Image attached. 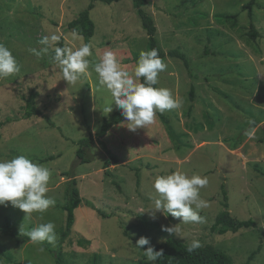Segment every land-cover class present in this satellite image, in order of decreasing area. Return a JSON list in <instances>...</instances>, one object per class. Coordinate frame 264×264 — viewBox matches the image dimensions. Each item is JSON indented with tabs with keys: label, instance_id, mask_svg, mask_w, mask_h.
I'll return each instance as SVG.
<instances>
[{
	"label": "rangeland",
	"instance_id": "1",
	"mask_svg": "<svg viewBox=\"0 0 264 264\" xmlns=\"http://www.w3.org/2000/svg\"><path fill=\"white\" fill-rule=\"evenodd\" d=\"M247 1H145L160 48L188 66L166 56L150 110L102 138L115 163L95 135L139 88L147 35L131 1L0 0V224L9 218L16 230L0 231V264H55V252L68 264L94 255L97 264H154L151 245L168 238L210 244L233 264L259 247L251 264H264V0L251 18ZM89 4L86 43L66 25ZM219 13L235 15V27L218 23ZM59 37L66 57L55 63ZM31 93L39 113L24 118ZM90 133L89 161L80 162L78 141ZM71 167L82 202L60 243ZM222 184L230 216L253 219L254 229L210 231Z\"/></svg>",
	"mask_w": 264,
	"mask_h": 264
},
{
	"label": "trees",
	"instance_id": "2",
	"mask_svg": "<svg viewBox=\"0 0 264 264\" xmlns=\"http://www.w3.org/2000/svg\"><path fill=\"white\" fill-rule=\"evenodd\" d=\"M103 3L110 4L112 2H118L122 0H100ZM135 12L140 20L141 28L145 31L147 35L146 48L147 51L143 56L137 55L136 59L145 60L144 66L141 68L139 75V88L136 93L135 102L131 108L117 111L109 115L107 118L103 119L100 125V129L95 135L96 141H98L109 157L115 162L118 159L105 147L102 142V138L107 134L110 128L124 120L132 119L137 115H143L150 110L148 98L155 91L156 82L153 78V72L155 68L164 61L166 56L178 57L183 60L186 66H188V61L186 57L176 51L171 50L168 53H164L160 48L159 43L156 39V26L153 19L148 15L143 9L142 5L146 0H130ZM254 4V0H248L241 6V9L247 10L249 18H251V7ZM93 4L77 13L76 17L67 23L66 29L72 31L73 33L83 37L86 43L90 37L94 34V24L89 17V11L92 9ZM235 15H225L222 13L216 14V21L220 24L229 25L231 28L235 27V22L233 21ZM250 37L254 38L257 36L256 32L253 30V25L250 22ZM66 50L64 47L63 37H59L57 41L56 49L49 53V59L55 63H61L65 60ZM34 94L31 93L29 97L26 98L25 110L23 113L24 118H30L33 115L38 114V110L35 107ZM190 97L193 98V88L190 89ZM157 116L160 118L162 123L167 124L168 118L161 112H156ZM256 122H254L255 124ZM1 124V123H0ZM211 124L208 128L211 129ZM264 145V132L263 137L259 140ZM94 142V137L90 133L87 137L80 139L78 141L79 149L76 152V158L80 159V162L89 161L85 155V149L89 148ZM264 175V173H262ZM63 175L68 177L65 188L66 203L63 205V209L66 212V218L64 226L60 231V243L67 240L71 228L74 223V210L81 204L82 198L79 193V188L77 186V180L73 173V168L63 172ZM222 192V210L219 211L210 226V231L214 234H225L226 232L236 233L242 229H254L256 227L255 221L251 218L246 220H236L232 218L228 211L227 193L224 185H221ZM90 207L93 206L90 204ZM15 222L9 218H5L0 224V231L12 234L16 233L14 228ZM88 243L87 240H78L80 246ZM152 257L154 264H233L232 259L225 252L214 248L210 244L206 245H194L192 243L182 242L175 238H168L161 243H154L151 245ZM259 247L252 251L243 264H251V260L254 258L255 254L258 253ZM55 264H68L60 252H55ZM8 261H12L10 254L6 255ZM98 256L94 255L91 259V264H97Z\"/></svg>",
	"mask_w": 264,
	"mask_h": 264
}]
</instances>
